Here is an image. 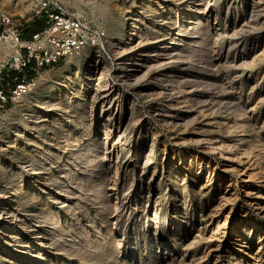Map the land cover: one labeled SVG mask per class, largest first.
<instances>
[{
    "label": "rangeland",
    "instance_id": "rangeland-1",
    "mask_svg": "<svg viewBox=\"0 0 264 264\" xmlns=\"http://www.w3.org/2000/svg\"><path fill=\"white\" fill-rule=\"evenodd\" d=\"M61 1L105 30V50L80 73L67 58L42 70L0 117V264H264V0H198L206 34L190 28L194 0ZM166 68L170 81L149 77ZM207 87L201 104L185 95ZM179 89L188 104L173 106ZM173 109L185 126L163 120Z\"/></svg>",
    "mask_w": 264,
    "mask_h": 264
},
{
    "label": "built area",
    "instance_id": "built-area-1",
    "mask_svg": "<svg viewBox=\"0 0 264 264\" xmlns=\"http://www.w3.org/2000/svg\"><path fill=\"white\" fill-rule=\"evenodd\" d=\"M25 15L0 9V117L52 69L87 47L105 50L106 32L92 19L69 10L61 0H28ZM42 22L40 29L36 25Z\"/></svg>",
    "mask_w": 264,
    "mask_h": 264
},
{
    "label": "bare ground",
    "instance_id": "bare-ground-1",
    "mask_svg": "<svg viewBox=\"0 0 264 264\" xmlns=\"http://www.w3.org/2000/svg\"><path fill=\"white\" fill-rule=\"evenodd\" d=\"M170 1H172V0H170ZM181 1V0H180ZM193 1V0H192ZM210 1V0H209ZM252 1V0H251ZM262 1V0H261ZM150 2V1H149ZM183 2V1H182ZM207 2V1H206ZM162 3H165L164 1L162 2ZM173 3H174V1H173ZM233 3V2H232ZM1 4H2V10H9V9H12V10H15V11H19L20 13L22 12V13H25V12H29V3H28V0H2L1 1ZM193 4L195 5L194 6V10H193V14H191L190 15V21H189V24L191 25V30H192V32H202V33H207L208 31H209V28L208 27H210L209 25H203V23H202V19H201V15L199 14L200 13V7L199 6H197V4H201V3H198V0H194L193 1ZM207 4L208 3H206V6H207ZM240 4V3H239ZM251 4H253V3H251ZM255 4V3H254ZM178 5V4H177ZM264 5V4H263ZM262 5V6H263ZM21 6H23V8L21 9ZM148 6L150 7V8H152L153 6H152V2H150L149 4H148ZM162 6V5H161ZM241 6V5H240ZM253 6H255V5H253ZM261 6V5H260ZM259 6V7H260ZM261 6V7H262ZM163 7H166L167 9L168 8H170L171 6H170V4L167 2V3H165L164 5H163ZM205 7V6H204ZM258 7V6H257ZM155 9H156V7H154ZM181 8V7H180ZM207 8H208V6H207ZM256 8V7H255ZM165 10V9H164ZM188 10V9H187ZM242 10V9H241ZM240 10V11H241ZM251 10V9H250ZM254 10V9H253ZM264 11V10H263ZM179 12V11H178ZM177 12V13H178ZM250 12V11H249ZM256 12V11H255ZM258 12V11H257ZM241 13V12H240ZM264 13V12H263ZM263 13H261V14H263ZM252 14V13H251ZM253 15V14H252ZM256 15V14H255ZM247 16V15H246ZM245 16V17H246ZM261 16V15H260ZM248 17V16H247ZM252 17V16H251ZM254 17V16H253ZM252 17V18H253ZM259 17V16H258ZM257 17V18H258ZM263 18V17H262ZM261 18V19H262ZM130 19H132V31H134L135 30V28L137 27V23H138V20H136V18L134 17V15L132 16V17H130ZM248 20V19H247ZM252 20V19H251ZM231 22V21H230ZM249 22V21H248ZM263 22H264V20H263ZM243 23V22H242ZM245 23V22H244ZM262 23V22H261ZM260 23V24H261ZM159 24V23H158ZM161 24V23H160ZM252 24V23H251ZM250 24V25H251ZM254 24H257V23H254ZM254 24H253V26H254ZM181 25V24H180ZM240 25V24H239ZM244 25V24H243ZM250 25H249V27H250ZM112 26H113V24H112ZM165 25H160L159 27H157V28H155V32H160V36H163V35H165L166 34V31H167V29H166V27H164ZM169 26H170V24H169ZM234 26V25H233ZM245 26H246V24H245ZM252 26V27H253ZM117 27V26H116ZM177 27V26H176ZM217 27V26H216ZM219 27V26H218ZM244 27V26H243ZM251 27V28H252ZM213 28V27H212ZM233 28V27H232ZM237 28L238 29H240V26L238 27L237 26ZM246 28H248V27H246ZM250 28V29H251ZM115 29V28H114ZM170 29H172V28H170ZM188 29V28H187ZM233 29H235V28H233ZM237 29V30H238ZM253 29V28H252ZM244 30H246V29H244ZM244 30H243V32H244ZM222 31V30H221ZM220 31V32H221ZM226 31V30H225ZM240 31V30H239ZM219 31H218V33H220ZM224 32V31H223ZM234 32V31H233ZM113 33H115V32H113ZM222 33V32H221ZM225 33V32H224ZM238 33V32H237ZM209 34V33H208ZM228 34V33H227ZM233 34V33H232ZM235 34H236V32H235ZM181 35V34H180ZM214 35V34H213ZM242 35V34H241ZM254 35H255V33H254ZM153 36V35H152ZM206 36H208V35H206ZM210 36V35H209ZM217 36V35H216ZM218 36H220L219 34H218ZM231 36H234V35H231ZM230 36V37H231ZM247 36V35H246ZM166 37V36H165ZM243 37H244V35H243ZM175 38V37H174ZM178 38V37H177ZM253 38V37H252ZM216 39V38H215ZM234 39V38H233ZM237 39V38H236ZM243 39V38H242ZM241 39V40H242ZM146 40V39H145ZM151 40V39H150ZM235 40V39H234ZM238 40V39H237ZM244 40V39H243ZM199 41V40H198ZM262 41V40H261ZM182 42V41H181ZM229 42V41H228ZM245 42V41H244ZM173 44H169V43H165L163 46H162V52H167V53H169V54H171L170 55V57H173V60L174 59H178V58H180L181 57V52L182 51H178V46H176V44H180V42L179 43H177L176 41H173L172 42ZM222 43V42H221ZM239 43V42H238ZM243 44H245V43H243ZM181 45H183V44H181ZM233 45H234V43H233ZM230 46V45H229ZM236 46V45H235ZM234 46V47H235ZM244 46V45H243ZM243 46H241V47H243ZM151 47V46H150ZM263 47V46H262ZM136 48V47H135ZM181 48V47H180ZM193 48V47H192ZM183 49V48H182ZM228 49H230L229 47H228ZM83 50H85V52L83 53V55H80V53L78 54V55H70V56H68L67 57V63H66V65H65V67L66 68H71V67H74L75 68V70H76V72L78 73L79 72V70H80V68L82 67V65H83V63L86 61V60H90V58H91V56H93V49L92 48H90V47H87V48H84ZM82 50V51H83ZM177 50V52H174L173 53V51H176ZM264 50V49H263ZM133 51V50H132ZM136 51V50H135ZM161 51V50H160ZM183 51H184V49H183ZM229 51V50H228ZM228 51H226L227 53H228ZM237 51V50H236ZM154 52V51H153ZM81 53V54H82ZM124 53V52H123ZM163 53V54H164ZM184 53V52H183ZM223 53V52H222ZM118 54H121V52L120 53H118ZM157 54H158V52L156 51V52H154V53H152V55L153 56H155V58H157V57H159V56H157ZM221 54V53H220ZM224 55V54H223ZM160 56H161V54H160ZM229 56V55H228ZM242 56V55H241ZM182 57H184V56H182ZM225 57H227V55H225ZM235 57V56H234ZM138 58V57H137ZM133 59H135V58H131V60H133ZM171 60H172V58H170ZM169 59V60H170ZM225 59V58H224ZM223 59V60H224ZM239 59V58H238ZM164 60V59H163ZM163 60H161L162 62H163ZM181 60H182V58H181ZM227 60V59H226ZM234 60V59H233ZM241 60H242V58H241ZM243 61V60H242ZM128 62V61H127ZM219 62V61H218ZM121 63V62H120ZM123 63V62H122ZM136 63H137V61H136ZM151 63V62H150ZM153 63H155V65H156V67H159L160 66V64H159V61H156V62H153ZM226 63V62H225ZM230 63V62H229ZM238 63V62H237ZM130 64H133L132 62H130ZM227 64H228V62H227ZM226 64V65H227ZM233 64H234V62H233ZM243 64V63H242ZM151 65H149V67H150ZM238 66H239V64H238ZM238 66H234V67H238ZM243 66H244V64H243ZM127 67V66H126ZM232 67V66H231ZM230 67V68H231ZM240 67V66H239ZM136 68V67H135ZM229 68V69H230ZM153 69V68H152ZM235 69V68H234ZM240 69V68H239ZM149 70H150V68L147 70L148 72H149ZM238 70V69H237ZM151 71V70H150ZM156 71V73H152V74H150L149 75V77L150 76H157L158 75V77L159 76H161V77H165L164 79H165V81L166 80H169L170 81V79L173 77V74L171 75V71H172V69H163V70H161V71H158L157 72V70H155ZM132 72V71H131ZM144 72V71H143ZM147 72V73H148ZM152 72V71H151ZM236 72V71H235ZM80 73V72H79ZM130 73V72H129ZM146 73V72H145ZM150 73V72H149ZM141 74V73H140ZM143 74V73H142ZM175 74V73H174ZM188 74V76L190 77L191 75H193L191 72L190 73H187ZM239 74V73H238ZM208 75V74H207ZM210 75V74H209ZM70 76V75H69ZM133 76V75H132ZM137 76V75H136ZM144 76V75H143ZM240 76V75H239ZM249 76V75H248ZM147 77H148V75H147ZM185 77V76H184ZM188 77V78H189ZM206 77V76H205ZM208 77V76H207ZM217 77V76H216ZM71 78H72V80H73V82L74 83H76V82H80L79 80V78H77V77H74V75H71ZM137 78V77H136ZM157 78V77H156ZM234 78H235V76H234ZM237 78V77H236ZM250 78V77H249ZM151 80H152V78H150ZM182 79V78H181ZM246 79V78H245ZM48 80V75H47V73H45V75H42V77L39 79V83L38 84H40V85H43L44 86V82L45 81H47ZM231 80H232V78H231ZM230 80V81H231ZM234 80V79H233ZM153 81H154V79H153ZM158 81V80H157ZM162 81V80H161ZM186 82H188V81H190V80H185ZM209 81V80H208ZM239 81V80H238ZM218 82V81H217ZM232 82V81H231ZM150 83V82H149ZM172 83H174V81L172 82ZM212 83H213V81H212ZM243 83V82H242ZM234 84V83H233ZM232 84V85H233ZM39 85V86H40ZM47 85V84H46ZM45 85V86H46ZM166 85V84H165ZM182 85V84H181ZM200 85V84H199ZM209 85V84H208ZM183 86V85H182ZM198 86V85H197ZM227 86H228V84H227ZM226 86V87H227ZM236 86V85H235ZM185 87V86H184ZM187 87V86H186ZM185 87V88H186ZM199 87V86H198ZM197 87V88H198ZM205 87V86H204ZM209 88H212V86L211 85H209L208 86ZM203 88V89H199V90H193V89H191V90H186V92L184 91L185 89H183V91L185 92V95L186 96H191L193 99H195L196 101H197V103H203V102H205L207 99H205L204 100V97H206L208 94H210L211 93V91H210V89L209 88ZM225 87V86H224ZM230 87V86H229ZM181 88V87H180ZM192 88V87H191ZM196 88V87H195ZM232 88V87H231ZM243 88V87H242ZM181 89V90H182ZM214 89V88H213ZM33 90V89H32ZM31 90V91H32ZM154 90V89H153ZM175 91H176V89H174ZM225 90H227L226 88H225ZM155 91V90H154ZM169 91V90H168ZM175 91H172V92H175ZM178 91H180V89L178 90ZM244 91V90H243ZM140 92V91H139ZM156 92V91H155ZM181 93L178 95L177 94V97L175 96V94L174 95H168L169 96V98L167 99V101L169 102V104H171V105H173V106H178V105H181V103H183V102H186V98H184L185 96H183L182 97V91H180ZM183 92V93H184ZM30 93V92H29ZM145 93V92H144ZM147 93V92H146ZM149 93V92H148ZM157 93V92H156ZM163 93V92H162ZM169 93V92H168ZM178 93V92H177ZM232 93V92H231ZM28 94V93H27ZM161 94V93H160ZM160 94H158V95H160ZM153 95V94H152ZM158 95L156 94V96L158 97ZM25 96V95H24ZM147 96V95H146ZM151 96V95H150ZM152 97V96H151ZM156 97V98H157ZM155 98V97H154ZM159 98V97H158ZM161 98V97H160ZM167 98V97H166ZM209 98V97H208ZM213 99H214V97H212ZM210 99V101L212 100L213 101V99ZM237 98V97H236ZM241 98V97H240ZM23 97L17 102V103H19V104H21V102L23 101ZM162 99H163V97H162ZM216 99V98H215ZM157 100V99H156ZM190 101H192V99H189ZM236 100V99H235ZM241 100V99H240ZM196 101H195V103H196ZM212 101H211V103H212ZM238 101H239V98H238ZM161 102H163V101H161ZM241 102V101H240ZM256 102V101H255ZM260 102V101H259ZM187 103V102H186ZM237 102H235V104H236ZM243 103V102H242ZM257 103V102H256ZM159 104V103H158ZM167 104V103H166ZM188 104V103H187ZM205 104V103H204ZM234 104V105H235ZM163 105V104H162ZM165 105V104H164ZM184 106H185V104H183ZM196 105V104H195ZM199 105V104H198ZM237 105V104H236ZM18 106V105H17ZM161 106V105H160ZM167 106V105H166ZM165 106V107H166ZM192 106V105H191ZM200 106V105H199ZM208 106V105H207ZM209 106H211L212 107V105H209ZM208 106V108H210ZM186 107H187V105H186ZM242 107H243V105H242ZM245 107V106H244ZM163 108V107H162ZM169 108V107H168ZM172 108V107H171ZM205 108V107H204ZM213 108V107H212ZM231 108V107H230ZM241 108V107H240ZM184 109H186V108H184ZM188 109V108H187ZM199 110H200V108H198ZM234 109V108H233ZM254 109V108H253ZM157 110V109H156ZM155 110V111H156ZM164 110H165V108H164ZM174 110V109H173ZM211 110H213V109H211ZM236 110V109H235ZM246 110V109H245ZM131 111V110H130ZM133 111V110H132ZM131 111V112H132ZM136 111V110H135ZM183 111V110H182ZM186 111V110H185ZM190 111V110H189ZM208 111H209V109H208ZM233 111V110H232ZM237 111V110H236ZM174 112V113H173ZM173 112H171L170 114H167V115H165L164 114V117H163V120L166 122V123H170L171 125H173V126H178V125H180V127H181V125L183 124V119H184V117H185V115H180L179 113H175L176 112V110H174ZM203 112H204V110H203ZM206 113H208L207 112V110L205 111ZM237 112H240V111H237ZM244 112V111H243ZM167 113V112H166ZM212 113V112H211ZM235 113V112H234ZM241 113V112H240ZM162 114V113H161ZM198 114V113H197ZM200 114V113H199ZM212 114H214V113H212ZM237 114V113H236ZM235 114V115H236ZM211 115V114H210ZM244 115V114H243ZM132 116H133V114H132ZM137 116V115H136ZM161 116H163V115H161ZM215 116V115H214ZM239 116H241V115H239ZM135 117V116H134ZM133 117V118H134ZM141 117V116H140ZM195 117H197V116H195ZM199 117V116H198ZM223 119H224V121H225V119H229L228 117H227V115H225V116H221ZM190 118V117H189ZM188 118V119H189ZM214 118V117H213ZM212 118V119H213ZM159 119V118H158ZM234 119V118H233ZM243 119V118H242ZM134 120H136L135 118H134ZM162 120V121H163ZM191 120V119H190ZM190 120H185V122L187 121V123L190 121ZM199 120V119H198ZM163 121V122H164ZM192 121V120H191ZM194 121H196V119L194 120ZM208 121H210V120H208ZM220 121H223V120H221L220 119ZM237 121V120H236ZM128 122V121H127ZM193 122V121H192ZM191 122V123H192ZM198 122V121H197ZM227 122V121H226ZM239 122H240V120H239ZM246 122V121H245ZM247 122H249V121H247ZM138 123H140V122H138ZM190 123V122H189ZM195 123V122H194ZM221 123V122H220ZM197 124V123H196ZM233 124V123H232ZM130 125V124H129ZM167 125V124H166ZM169 125V124H168ZM184 126L186 125V124H183ZM183 125H182V127H183ZM246 125V124H245ZM244 125V126H245ZM26 126H28L30 129L32 128V127H34L33 125H30V123H26ZM125 126V125H124ZM170 126V125H169ZM103 128V127H102ZM171 128V127H170ZM103 129H105V128H103ZM128 129V128H127ZM186 129V128H185ZM108 130V129H107ZM179 130V129H178ZM244 131V130H243ZM107 132V131H106ZM180 132V131H179ZM36 133V132H35ZM155 133V132H154ZM196 133H198V132H196ZM71 134V133H70ZM199 134V133H198ZM66 135V134H65ZM124 135V134H123ZM204 135H206V134H204ZM69 136V135H68ZM28 137V136H27ZM36 137H38V136H36ZM123 137V136H122ZM70 138V137H69ZM68 138V139H69ZM201 138H202V136H201ZM205 138V137H204ZM203 138V139H204ZM216 138V137H215ZM154 139H155V137H154ZM33 140V139H32ZM77 140V139H76ZM124 140H128V139H124ZM195 140V139H194ZM205 140V139H204ZM1 141V140H0ZM34 141V140H33ZM8 142V141H7ZM69 142V141H68ZM71 142V141H70ZM125 142V141H124ZM152 142V141H151ZM200 142V141H199ZM198 142V143H199ZM202 142V141H201ZM207 145L213 150V149H221L222 150V152H221V154L220 155H222V153H223V150L225 151V150H228V151H234V150H236V148H235V146H232V144L230 145L229 143H225V144H222V145H220V144H218L217 142V140H208L207 139ZM1 143V142H0ZM137 143V142H136ZM53 144V143H52ZM70 144V143H69ZM201 144V143H200ZM205 144V143H204ZM4 145V144H3ZM50 143L48 144V146H46V148H49L50 147ZM206 145V144H205ZM206 145V146H207ZM235 145V144H234ZM40 146V145H39ZM152 146V145H151ZM15 147V146H14ZM149 147V146H148ZM153 147V146H152ZM233 147L235 148L234 150H233ZM208 148V147H207ZM107 149V148H106ZM206 150H208V149H206ZM49 151V150H48ZM53 151V150H52ZM82 151V150H81ZM80 151V152H81ZM91 151V150H90ZM149 151V150H148ZM153 151H154V149H153ZM209 151V150H208ZM214 151V150H213ZM219 151V150H218ZM79 152V153H80ZM88 152V151H87ZM93 152V151H92ZM231 152V153H232ZM154 153V152H153ZM233 153H235V152H233ZM237 153V152H236ZM235 153V154H236ZM241 153V152H240ZM147 154V153H146ZM148 154H150V153H148ZM224 154V153H223ZM89 156H97V155H95L94 153L93 154H90ZM223 156V155H222ZM225 156V155H224ZM229 156V155H228ZM80 157V156H79ZM227 157V156H226ZM51 158V157H50ZM94 158V157H93ZM148 158V157H147ZM146 158V159H147ZM223 158V157H222ZM150 158H148V160H149ZM152 159V158H151ZM1 160V159H0ZM85 160V159H84ZM147 161V160H146ZM145 161V162H146ZM150 161V160H149ZM148 162V161H147ZM2 164V163H1ZM38 164V163H37ZM136 165V164H135ZM1 166V165H0ZM139 167V166H138ZM144 167H146V166H143V168ZM116 171V170H115ZM117 174V173H116ZM115 174V175H116ZM118 176V175H117ZM250 178V177H249ZM140 184H142V183H140ZM149 190V189H148ZM147 190V191H148ZM251 192V189H250V191H249V193ZM150 193V192H149ZM248 193V192H247ZM254 194V193H253ZM258 194H259V192H258ZM142 195V194H141ZM159 195V194H158ZM254 195H257V194H254ZM260 195V194H259ZM262 195V194H261ZM261 195H260V197H261ZM258 196V195H257ZM5 197V196H4ZM141 197V196H140ZM143 197V196H142ZM252 197V196H251ZM145 198V197H144ZM150 199V198H149ZM6 200V199H5ZM27 201V200H26ZM148 202V201H147ZM4 204V209H6V208H9L8 207V204L7 203H3ZM156 207V206H155ZM154 208V207H153ZM156 210V209H155ZM157 211H158V209H157ZM15 214V213H14ZM154 215H156L155 213H154ZM157 216H158V214H157ZM160 216V215H159ZM49 217V216H48ZM156 218V217H155ZM155 218H154V220H155ZM158 218V217H157ZM157 220V219H156ZM10 222V221H9ZM9 222H4L3 224H4V226L6 227V228H9L10 227V225L9 224H7V223H9ZM156 222V221H155ZM11 223V222H10ZM24 229V228H23ZM15 233H17V231H15ZM41 236V235H40ZM6 237V236H5ZM14 237H17V238H19L18 236H14ZM26 238V237H25ZM7 241V240H6ZM19 241H21L20 240V238H19V240H18V242ZM9 242V241H8ZM10 243V242H9ZM21 244V243H20ZM9 245V244H8ZM27 245V244H26ZM2 246V245H1ZM2 248V247H1ZM14 254V253H13ZM16 261V260H15Z\"/></svg>",
    "mask_w": 264,
    "mask_h": 264
},
{
    "label": "trees",
    "instance_id": "trees-1",
    "mask_svg": "<svg viewBox=\"0 0 264 264\" xmlns=\"http://www.w3.org/2000/svg\"><path fill=\"white\" fill-rule=\"evenodd\" d=\"M35 27H36V28H35L36 30H37V29H40V28H37V27H38V25H36Z\"/></svg>",
    "mask_w": 264,
    "mask_h": 264
}]
</instances>
